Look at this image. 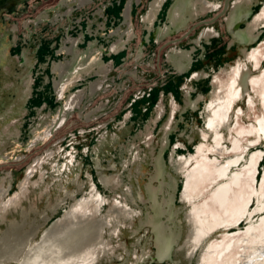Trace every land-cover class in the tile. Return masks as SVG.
<instances>
[{
	"label": "flooded vegetation",
	"instance_id": "flooded-vegetation-1",
	"mask_svg": "<svg viewBox=\"0 0 264 264\" xmlns=\"http://www.w3.org/2000/svg\"><path fill=\"white\" fill-rule=\"evenodd\" d=\"M56 2L0 0V77L4 78L0 86V107L4 111L0 115V123L5 120L0 125L1 131L7 132L16 118L24 126V120L31 116L33 109L44 103L52 108L59 105L55 102L56 96L47 94L51 87H46V79L42 88L37 90L32 75L43 50L53 49L49 37L53 28L44 21L51 20L52 15L41 16L39 13ZM122 3L123 0L115 7ZM172 3L175 4L172 18L178 19L176 25L184 30L159 44L148 38L140 51L147 30L152 27L151 15L144 22H141L140 16L155 9L157 4H163L159 15L163 29L166 24L162 15ZM137 4L135 9V5L133 7L132 17L123 23L128 28L124 30L123 38L113 36L106 51L101 50L105 43H98L97 57L93 58L91 64L100 75L88 79L91 85H85L88 89H80L81 98L74 97L76 89L66 92V96L74 99V109L65 124L74 114L78 115L80 121L92 124L83 133L74 131V135L70 136L80 137L71 144L73 148L80 146L76 152L81 160L75 167L78 171L72 169L71 161L65 166V186L59 199L64 202L67 198L75 199L77 194L73 196L69 186L77 185L82 179L85 182L83 185L79 183L78 189L79 192L85 191V197L76 198L75 204L84 201L98 204L97 200L106 202L103 193L111 190L118 197L122 194L125 200H133L138 193L140 203L148 206L145 221L139 228L141 231L149 228L153 235V248L140 249L141 253H137L132 262L126 263L180 264L182 260L175 259L174 255L182 238L181 232L176 224L174 228H169L165 223V220L178 223L175 208L180 209L183 215L185 208L182 204L193 206L190 212L184 213L191 248L183 249L182 254L190 259L196 250L194 244L198 247L205 238L202 234L196 242L193 232L194 220L198 217L196 206L204 201L205 196L230 179L234 172L242 171L251 163L252 155L259 152H263V155L256 165L255 186L261 188L264 182V174L260 177L264 134L256 129L247 134L234 130L237 124L253 127L258 126L261 120L259 115L264 107V91L262 94L259 89H264V0H141ZM106 10L104 20L98 19L99 25L106 28L104 32L115 30L117 34L120 30L113 26L117 19L112 14L106 15ZM37 17L43 22L35 35L25 28L33 29L31 24ZM154 26L157 27L158 22ZM179 38V42L170 43L172 39ZM110 52L111 55H106ZM95 78H101L105 86L91 89ZM18 137L21 142L22 132ZM52 138L40 134L33 139V144ZM237 140L241 144L238 151L234 150ZM137 141L147 150L135 153ZM141 154L149 157L153 172L148 182L139 187L136 182L139 175L136 178V173L142 174V167L131 164ZM203 156L217 160L222 158L217 162L218 168L231 159H239V162L230 168L227 177L213 183L204 195L188 199L185 192L188 174ZM9 159L7 155L0 154V164ZM44 159L25 166L26 173L36 169V163H44ZM242 160L245 165L241 170L237 167L236 171H232ZM168 167L176 175V178H169L170 181H166ZM135 189L138 192H134ZM163 194L166 198H163ZM144 195L147 197L144 198ZM258 196L263 195L258 193ZM114 203L117 204L115 200ZM73 208L72 212L75 210ZM85 208H81L79 217L85 218L83 213L90 207ZM247 216L252 217L253 213L246 214L242 219ZM221 227L224 226L218 228ZM163 238L170 242L164 245ZM209 246L198 259L201 264H205L202 258L208 253ZM123 259L125 256L117 258L115 264H121Z\"/></svg>",
	"mask_w": 264,
	"mask_h": 264
},
{
	"label": "rangeland",
	"instance_id": "rangeland-1",
	"mask_svg": "<svg viewBox=\"0 0 264 264\" xmlns=\"http://www.w3.org/2000/svg\"><path fill=\"white\" fill-rule=\"evenodd\" d=\"M3 80L4 78L0 77V84H2ZM57 108L47 107L46 104L39 108L36 107L33 109V111L36 110L35 114L24 120V123L26 121L24 126L19 123L20 119L16 118L7 132L0 130V154L10 157L6 163L0 164V264H57L54 263L53 259L62 260L59 258L62 257L66 250L70 251L68 252L70 256L60 264H115L118 261L117 258L122 259L124 256L125 260H123L125 262L123 261L121 264H127L126 261L130 263L137 256V253H141L140 249L153 248V235L150 233L149 228L145 227L142 231L139 228L145 221L148 206L147 204L140 203L138 193L133 200H125L122 198V194L118 197L113 190L103 193V197L107 199L106 202L100 203V200H97L98 204H88L82 200L84 202L75 204V201L78 200L76 198L85 197V191L79 192L78 189V184L83 185L84 179L79 180L77 185L72 184L69 186V190L73 193V196L77 194L75 195V199L67 198L66 202L59 199L62 198V190L65 186L67 174L65 166L71 161L70 166H72V169L78 171L75 167L78 166L81 160L80 154L76 152L80 146L76 145V148H73L71 144V141L79 140L80 137L70 136L74 135V131L76 133H83L84 129L91 127L92 123L80 121L78 115L74 114L68 123L56 132L52 138L53 140L43 141L34 145L33 139L41 134L45 124L51 121ZM262 111H264V107ZM3 112L2 107H0V115ZM4 121L1 123L3 124ZM239 125L242 126L241 134L254 132V126L245 127L242 124ZM257 128V130L260 129L259 125ZM20 132H22L21 142L18 140ZM240 148V141L237 140L234 150L238 151ZM134 150L135 153L139 151L142 153L147 148L145 149L141 142L137 141ZM262 155L263 152L253 154L251 163L242 171H236L237 167L241 170V167L245 165V161L242 160L240 164L232 169V171L236 172L233 173L231 178L221 184L223 185L230 181L235 173L243 172L247 167H250L254 156L259 157V160ZM17 157L22 158V160L16 161L15 158ZM41 158H45V162L36 163V169L33 171L30 169L27 174L25 166L28 167ZM148 159L149 157L142 156L141 154L136 156L135 163L133 164L132 162L131 164V166H136L137 168L142 167L143 173H136V178L139 175L136 180L139 187L148 182L149 177L151 178L152 176L153 170H151L149 165L151 160ZM206 159L214 162L222 161V158L217 160L203 156L201 160L197 161L196 166ZM234 161L238 163L239 159H231L220 168H218L216 163L215 167L219 171L223 167H226L228 162ZM262 167L263 170L260 173V177L264 174V159ZM255 172L256 166L254 167V175ZM172 177L176 178V175L168 167L166 181H170L169 178ZM252 179L255 183L254 176ZM22 185L25 186V189ZM211 185L212 183L206 186L205 193ZM216 189L209 195L207 194L205 199L212 195ZM256 190H258L256 200L254 199L253 204L250 207L248 206L249 208L247 207L244 215H239V220L230 229L225 226L214 231H209L206 222L197 214V209L201 207L202 203L196 206L195 213L198 217L194 220L193 232L196 236V242L202 234H205V238L198 247L195 246L196 243L194 244L196 250L193 258L190 259H187L185 256L183 257L184 253L182 254L183 249L185 251L191 248L188 241L189 234L184 213L190 212L193 206L192 204H182L185 208L183 215L180 209L175 208L174 212H177L175 219L178 223H168L165 220L169 228H174L177 225L182 235L174 258L177 260L181 259L182 263L180 264H201V261H198V259L202 252L208 248V244H210L208 253H205L206 256L204 255V258H202L203 263L210 264L211 256H214L216 253L219 254L229 241L235 240V236L247 235L250 230H255L258 238L249 240L246 246H238L240 242L237 241L233 254L235 258L237 257L236 261H239L240 264H246L249 258L256 256V249L259 247L264 248V242H262L264 241V194L262 197L258 196V193L264 190V182L261 188L256 187ZM166 191L167 194H170L169 190ZM134 192H138V189H135ZM196 196L198 195L190 196L186 194L188 199ZM145 197L147 196L144 195ZM163 198H166V196L164 195ZM114 200L117 202L116 205ZM73 206L75 210L72 212L71 208ZM88 206L90 210L83 213L85 218L79 217L82 211L81 208L84 209ZM248 213L250 215L253 213V216H247L242 219ZM168 242L170 241L163 238L164 245L168 244ZM52 244L56 247L50 251L49 247ZM213 248L219 250H212ZM81 251L82 253L77 254ZM231 255L227 256L224 261L230 262L232 259H230ZM37 257L40 261L37 260ZM256 258H258V264H264V255Z\"/></svg>",
	"mask_w": 264,
	"mask_h": 264
},
{
	"label": "water",
	"instance_id": "water-1",
	"mask_svg": "<svg viewBox=\"0 0 264 264\" xmlns=\"http://www.w3.org/2000/svg\"><path fill=\"white\" fill-rule=\"evenodd\" d=\"M120 1L121 0H57L56 4L52 7L44 10L45 12L43 11V13H39L41 16H45L46 14L52 15L51 20L44 21L50 23V26L53 28L52 32L55 33V35L61 36L60 43H65L67 46L65 47L64 45V48H62L59 53H69L71 56L69 60L64 58L61 62L53 64V66H55L51 70L53 77L50 80L46 79V83L51 85V88L49 89L50 91H48L47 94L52 97L56 96L55 102L59 105L57 106L58 108L53 114L51 121L48 124H45L41 131V134L46 136L45 138L54 137L56 132L65 125L70 113L74 109V106L72 105L74 99L72 100L73 97L71 96L66 97V92L76 89L74 97L81 98L82 91L80 89L86 84L90 86L91 83L89 80L92 77L100 75L93 69V63L91 64L93 57L89 58L87 60L88 62L86 61L87 66H84V64L81 63V57L77 55L75 48L79 44H86L85 50L89 51L93 43L95 44L101 41L106 44L102 45L101 50L106 51L110 46L111 38L113 36L117 35L119 39L123 38L122 35L124 34V31H120L117 34L115 33V30L104 32L106 28L104 29L98 22V19H103L105 17L101 15V13L109 7L114 8L115 4H120ZM97 5H99V7H97ZM134 5L138 4H134L131 0L127 2L123 13L120 14L123 19L122 23L127 22L130 16L132 17ZM162 5L157 4L155 9L152 11L148 10L145 16H140L141 22H144L147 17H150V15L152 16V27L148 28L146 38L141 43L140 51H142L144 43L149 40L148 38L153 39L155 44H159L164 39L178 35L184 30L176 25L178 24V19L175 20L172 18L171 13L175 7L174 3L166 8L165 15H162V17H165L166 25L163 29L160 27L161 18L159 15L162 11ZM112 17L116 20L114 16ZM41 21L43 22L40 17L39 19L37 17L36 21L33 20L31 24L33 29L29 27H26L25 29L30 30L36 35L42 24ZM64 21H66V24H64ZM156 22H158L157 27L154 26ZM57 26L59 27L56 29ZM166 30L169 31L163 33ZM71 32L75 33L76 37L71 36ZM69 36H71L72 39H69ZM180 39L181 38L172 39L170 43L179 42ZM111 53L112 52L106 53V55H111Z\"/></svg>",
	"mask_w": 264,
	"mask_h": 264
},
{
	"label": "bare ground",
	"instance_id": "bare-ground-1",
	"mask_svg": "<svg viewBox=\"0 0 264 264\" xmlns=\"http://www.w3.org/2000/svg\"><path fill=\"white\" fill-rule=\"evenodd\" d=\"M241 5H242V3H241ZM242 6H244V5H242ZM263 86H264V81H263ZM259 90L263 94L264 89H259ZM231 116H233V115H231ZM259 117H261L260 118L261 120L259 122L260 129L257 130L258 126H254L253 130L255 131V129H256L257 132L264 134V111L261 112ZM234 130L236 132L241 133L242 126L237 124V126L234 127ZM258 158L259 157L254 156L253 160H252V165L250 167H247L243 172L235 173L234 177L230 181L224 183L223 185L221 184L212 195H210L206 199H204L202 204L200 203L201 207L197 209V214L199 215L200 218L203 219V221H205L209 225L210 230L218 229L219 226H224V227L225 226H227V227L234 226L235 223L239 220V215H244V213H246V209L249 206V204L251 203L252 199L257 196L258 190H256V186H255V183H254L252 178L254 176V167L256 166ZM216 163H217V161L214 162L212 160L206 159L203 162H200L196 167H194L191 170V172L188 175L187 184H186L187 195L194 196V195L205 194L206 186L210 185L211 183L215 184V182L217 180L225 178L227 176L229 168H231V166H233V165H236L237 161L228 162L227 166L223 167L219 171L215 167ZM263 194H264V190L261 192V195H263ZM240 211H242V212H240ZM203 235H205V234H203ZM256 238H258V237H257L255 230H250L247 233V235L235 236L234 237L235 240L233 241V239H232L231 241H229V243L226 244L227 246H225V248L223 250H221L219 252V254L216 253L214 256H211V261H210L211 263L210 264H223L225 262L224 260L226 259V257L231 255V254H232L230 257V259L232 258L231 261L230 262L227 261L224 264H240L239 261L238 262L236 261L237 257L235 258L234 254H233V251L236 248L237 241L240 242V243L238 242L239 243L238 246H241V245L246 246L248 244L249 240L256 239ZM262 242H264V241H262ZM213 246L216 247L215 245H213ZM54 247H56V246H54L52 244L49 247L50 251ZM212 250L217 251L219 249L213 248ZM68 252H70V251L66 250L65 253L62 255V257L59 258L62 260H58L57 258L53 259L54 263L60 264L61 262L65 261V259L68 256H70V253H68ZM79 253H82V251L78 252L77 254H79ZM255 254H256V256L252 255L253 257L249 258V261L247 262L248 264H258L259 263L258 258H256V257L264 255V248L259 247L258 249H256ZM243 255H244V253H243ZM37 260H39L38 257H37Z\"/></svg>",
	"mask_w": 264,
	"mask_h": 264
},
{
	"label": "crops",
	"instance_id": "crops-1",
	"mask_svg": "<svg viewBox=\"0 0 264 264\" xmlns=\"http://www.w3.org/2000/svg\"><path fill=\"white\" fill-rule=\"evenodd\" d=\"M128 1L129 0H123V3H122L121 6L117 5L113 9L112 8H108L106 10V12H105L106 15L112 14V15H114L116 17L117 20L114 22L113 26H115V29L118 28L120 31H124V30L128 29L127 26L123 25V23H122L123 19L120 16V14L123 13V10H124V7H125L124 5H126ZM131 1L135 4V3L140 2L141 0H131ZM97 7H99V5H97ZM135 8H136V5H135L134 9ZM101 15L104 16V12L101 13ZM99 21L101 23L103 22L102 20H99ZM109 26L112 27V25H109ZM58 27L59 26H57L56 29ZM71 36L76 37L75 33H73V32H71ZM71 36H69V39L71 38ZM49 37H50V42L53 43V49H52V51H46V52H45V50H43L42 56L40 57V60H39V63H38V66L35 67V70H33L34 72L32 74L33 78L35 79V83L33 85H34V88L37 89V90L42 88L45 79H49L50 80L53 77L52 71H51L52 68L55 67V66H53V64H57L58 62H61L62 59H64V58L69 60L70 57H71L69 55V53H67V54L59 53V52H61V49L64 48V45H65V47H67L65 43H60V37L61 36L55 35V33H50ZM98 46H99L98 43H95V44L93 43L91 45L89 51L85 50L86 49V44H79L75 48V50L77 52V55H79V57H81V63H83L84 66H85V64H87L86 61L89 58H92V57L96 58L97 57V50L99 49ZM11 83H12V81H11ZM93 83L94 84L92 85L91 89H101L102 87L105 86V82L102 81L101 78H95ZM2 85L3 84H0V86H2ZM46 87H51V85L48 83ZM81 89H88V87L85 86V87H83ZM48 103L50 104L51 101H48ZM44 104H42V106H44ZM43 108H45V107H43ZM35 112H36V110L31 113V116H33L35 114Z\"/></svg>",
	"mask_w": 264,
	"mask_h": 264
}]
</instances>
